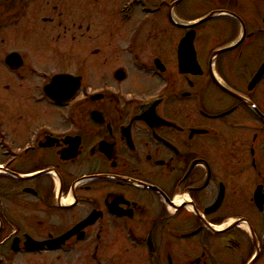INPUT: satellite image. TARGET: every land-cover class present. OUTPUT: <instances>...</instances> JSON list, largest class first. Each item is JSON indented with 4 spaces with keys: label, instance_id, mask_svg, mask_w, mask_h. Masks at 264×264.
I'll use <instances>...</instances> for the list:
<instances>
[{
    "label": "flooded vegetation",
    "instance_id": "obj_1",
    "mask_svg": "<svg viewBox=\"0 0 264 264\" xmlns=\"http://www.w3.org/2000/svg\"><path fill=\"white\" fill-rule=\"evenodd\" d=\"M92 15L54 55L0 34V264H264V0Z\"/></svg>",
    "mask_w": 264,
    "mask_h": 264
},
{
    "label": "rangeland",
    "instance_id": "obj_2",
    "mask_svg": "<svg viewBox=\"0 0 264 264\" xmlns=\"http://www.w3.org/2000/svg\"><path fill=\"white\" fill-rule=\"evenodd\" d=\"M5 1L14 2L16 7H20L19 12L18 10H16V12L23 13L24 15V18H21L22 20L20 22V26L18 25L19 27L17 28H25L23 25H26V28L30 26V29H28L29 31H27L26 29H22L20 32L19 30H16L15 32L10 31L11 28H9L8 30L1 29L0 34L4 35L1 37L6 38V50H31L32 53L37 54H39V50H41L44 54L51 55L53 53L50 50L53 48L61 51H68L71 50L73 45L70 41H64L63 43L60 42V44L54 45L52 39L57 41L56 35L58 33H62V31L55 25V23H58L57 20H54V24L46 22H49L50 19L59 18L63 21V26L66 25V27L70 28L74 20H77L78 22H88V20L93 17L92 14H95V12H106L108 10L109 13L110 8H118V5L122 0H0V3H5ZM110 15L113 19V23L117 22L116 19H118V17L115 14ZM133 17L137 18L138 16L135 15ZM70 19L74 20L68 21ZM34 35H37V37H35V44L33 41ZM13 36H18L19 38L12 40L11 37ZM9 39H11V41ZM39 40L40 47H38ZM94 41L95 40L93 39H85L81 41L78 48L74 47L73 49H92L96 47V43H94ZM30 43H33L34 45L31 47L29 46ZM35 259L37 258L32 257L30 261L33 264H38V261H36ZM16 263L25 264L26 259H18Z\"/></svg>",
    "mask_w": 264,
    "mask_h": 264
},
{
    "label": "water",
    "instance_id": "obj_3",
    "mask_svg": "<svg viewBox=\"0 0 264 264\" xmlns=\"http://www.w3.org/2000/svg\"><path fill=\"white\" fill-rule=\"evenodd\" d=\"M191 42H192V39L189 38V37H186V38L182 41V46H181V48H180L179 51L182 50V47H184V46L187 45L186 43H188V48H190V43H191ZM9 59L13 60L12 57H10ZM9 62H12V61H9Z\"/></svg>",
    "mask_w": 264,
    "mask_h": 264
}]
</instances>
